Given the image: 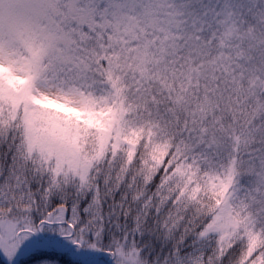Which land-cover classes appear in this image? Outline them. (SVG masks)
<instances>
[{"label":"snow or ice","instance_id":"obj_1","mask_svg":"<svg viewBox=\"0 0 264 264\" xmlns=\"http://www.w3.org/2000/svg\"><path fill=\"white\" fill-rule=\"evenodd\" d=\"M0 264H264V0H0Z\"/></svg>","mask_w":264,"mask_h":264}]
</instances>
